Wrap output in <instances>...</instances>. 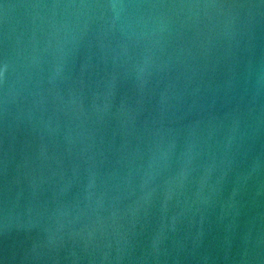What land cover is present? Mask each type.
<instances>
[{
	"label": "water",
	"instance_id": "water-1",
	"mask_svg": "<svg viewBox=\"0 0 264 264\" xmlns=\"http://www.w3.org/2000/svg\"><path fill=\"white\" fill-rule=\"evenodd\" d=\"M0 264H264V0H0Z\"/></svg>",
	"mask_w": 264,
	"mask_h": 264
}]
</instances>
